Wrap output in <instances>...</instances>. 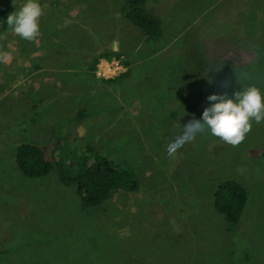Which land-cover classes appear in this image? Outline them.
Here are the masks:
<instances>
[{
	"label": "rangeland",
	"instance_id": "1",
	"mask_svg": "<svg viewBox=\"0 0 264 264\" xmlns=\"http://www.w3.org/2000/svg\"><path fill=\"white\" fill-rule=\"evenodd\" d=\"M23 3L0 0V264H264V122L235 146L185 132L209 95L264 93V0H146L162 29L150 42L122 0H39V30L21 39L5 19ZM105 52L122 57L91 72ZM113 61L123 72L99 76ZM22 143L66 166L91 148L138 189L83 209L55 171H19ZM229 179L248 192L230 232L213 207Z\"/></svg>",
	"mask_w": 264,
	"mask_h": 264
},
{
	"label": "trees",
	"instance_id": "2",
	"mask_svg": "<svg viewBox=\"0 0 264 264\" xmlns=\"http://www.w3.org/2000/svg\"><path fill=\"white\" fill-rule=\"evenodd\" d=\"M145 5L146 0H122L120 12L146 36L147 41H156L162 35L161 23L145 10ZM3 30L0 16V35ZM105 57L120 58L122 55L115 52L100 53L92 60L89 70L93 72L99 59ZM124 65L128 67L127 61H124ZM127 73L109 82L124 79ZM83 114L84 111H81L79 116ZM79 160L80 166L72 164L66 166L54 157L51 160L47 159L45 151L31 143L19 144L15 156L17 168L27 178L45 177L55 171L63 185L75 187V194L79 197L83 209L101 205L115 190L124 189L134 192L138 189V182L129 170L113 166L108 158L91 148H88L86 156ZM247 201V189L236 180H224L215 190L213 207L226 219L229 232L239 224Z\"/></svg>",
	"mask_w": 264,
	"mask_h": 264
},
{
	"label": "clouds",
	"instance_id": "3",
	"mask_svg": "<svg viewBox=\"0 0 264 264\" xmlns=\"http://www.w3.org/2000/svg\"><path fill=\"white\" fill-rule=\"evenodd\" d=\"M41 15L39 0H24L18 10L7 15L5 22L21 39L31 40L39 30ZM207 100L209 106L203 110L200 119L194 118L185 124L189 140L207 132L235 146L244 139L253 122H264V93L254 85L234 91L231 96L227 93L212 94Z\"/></svg>",
	"mask_w": 264,
	"mask_h": 264
},
{
	"label": "built area",
	"instance_id": "4",
	"mask_svg": "<svg viewBox=\"0 0 264 264\" xmlns=\"http://www.w3.org/2000/svg\"><path fill=\"white\" fill-rule=\"evenodd\" d=\"M115 67H114V65ZM109 66L101 69L99 68L100 75L104 78H112L114 76L119 75L121 72H123L124 67L122 64H120V61H113L111 64H108Z\"/></svg>",
	"mask_w": 264,
	"mask_h": 264
}]
</instances>
